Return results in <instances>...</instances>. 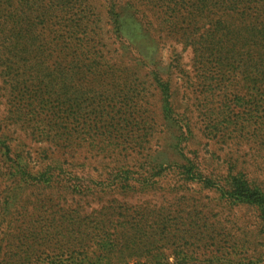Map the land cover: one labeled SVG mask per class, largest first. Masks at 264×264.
<instances>
[{"label": "rangeland", "instance_id": "obj_1", "mask_svg": "<svg viewBox=\"0 0 264 264\" xmlns=\"http://www.w3.org/2000/svg\"><path fill=\"white\" fill-rule=\"evenodd\" d=\"M68 1L74 13L90 9L83 22L65 14L59 35L46 34L40 41L66 42L67 52L75 51L78 63H64L57 79L48 74L56 57L44 65L33 63L46 49L27 47L30 60L21 65L8 62L0 39V70L6 71H0V264H132L134 257H113L110 246L96 237L76 239L81 230L84 234L98 224L91 212L114 198L143 202L154 212L162 202L171 224L179 209L184 217L194 208L168 202H178L172 195L183 182L179 176H167L160 183L163 190L120 189L119 162L135 164L142 157L148 166L196 164L204 172L216 166L224 172L236 157L264 161L257 156L255 130L238 128L247 124L246 112L259 98L254 77L212 56L200 59L189 43L191 19L175 13L180 0ZM115 10L119 15H110ZM6 12L0 5V34ZM200 26V33L207 31L208 24ZM39 70L45 71L48 89L36 86L32 72ZM15 73L14 80L8 79ZM165 83L172 93L171 112L162 102ZM53 165L78 180L65 175L45 182L42 175ZM13 166L19 174H11ZM74 182L94 186V195L67 193ZM182 189L202 196L206 205L197 207L217 223L218 244L189 246L186 258L171 244L160 246L141 256L142 263L236 264L238 258L256 255L264 264V228L247 204L225 198L216 204L220 192L197 180ZM185 222L186 228L192 225ZM75 228H80L77 233Z\"/></svg>", "mask_w": 264, "mask_h": 264}, {"label": "trees", "instance_id": "obj_2", "mask_svg": "<svg viewBox=\"0 0 264 264\" xmlns=\"http://www.w3.org/2000/svg\"><path fill=\"white\" fill-rule=\"evenodd\" d=\"M18 1L21 3L18 4ZM47 1V2H46ZM237 1V0H234ZM68 0H0V5L6 10L3 19L7 21V25L1 30L0 39L2 40V50L8 56V62L12 59L21 65H25L30 60V51L43 52L42 59L34 57L33 63L44 65L53 57H56L52 65H56L54 69L48 72L50 79L55 80L61 74L64 63L77 64L75 51L67 52L68 46L66 42L44 41V35L52 33L59 35V31L64 26L65 14L70 13L79 18V22L87 19L88 10L84 9L78 13L68 10ZM114 11V10H113ZM110 13L115 16L119 12ZM176 14H185L191 19L193 31H190L188 37H192L189 41L191 48L201 58L209 56L214 57L219 62L235 66L245 76L251 74L254 82L258 87L259 98L250 104L251 108L246 112L244 123L239 125L240 130L252 127L254 131L253 137L258 143L256 150L257 156L261 155L264 150V0H238L237 2H224L222 0H180L179 10H175ZM59 14L60 18H58ZM39 19V23L34 21ZM86 23V22H84ZM208 24L206 32H201L202 26ZM38 24L41 25L38 27ZM39 28V29H38ZM58 40L62 37L58 36ZM7 41L9 43H7ZM27 43V46H26ZM29 49H28V48ZM10 59V60H9ZM15 64V65H18ZM14 66V64H13ZM3 67V66H2ZM0 71H4L1 69ZM44 70L34 71L33 79L37 83L36 86L48 89L50 86L47 79L44 78ZM15 74L8 79L14 80ZM25 74H22V79ZM40 76L41 78H39ZM45 82V83H43ZM163 94V105L168 107L169 111H174V105L171 100L172 93L165 83L161 87ZM59 95L60 92H54ZM240 98V97H237ZM245 98V97H244ZM243 97L241 99H244ZM187 124H184L185 126ZM250 155V154H249ZM147 157V155H142ZM251 161L235 158L230 160L224 170L216 166L206 172L200 170L195 164L192 168L187 165H159L148 166L146 160L136 159L135 164L128 162H119L116 167L117 184L120 189L128 191H142L143 187H149L154 190H163L161 182L167 176L180 177L183 182L175 188V194L172 195L173 200L178 202L169 204L175 207H194L191 211L185 212L186 215L180 216L185 210L179 209L178 214L174 217V222L168 223V214L164 213L162 202L159 204L156 212L144 207V203L132 205L125 204L117 199L112 200V204L102 206L91 212L98 221L94 230H83L79 233L80 228H75L77 233L76 239L80 241H92L95 237L99 242L109 245V253L114 257L132 258V264H146L140 260L141 256L149 255L153 249L163 248L171 244L174 251H178L185 258L189 255V246L212 247L218 244L219 237L222 233L218 232L215 222L208 220V211L198 210V205H206L201 202V195L191 189H182L193 181H200L210 189L220 192V199L216 204L225 200H235L239 204H247L258 217L264 228V161L254 158L251 155ZM192 157V156H191ZM194 161L191 160L190 164ZM12 175L19 174L18 169L13 166ZM183 168V169H182ZM51 172L44 173L45 182L56 180L57 177L66 178L65 175L72 176L71 171L59 165H53ZM23 175L22 173H20ZM24 181L27 178L23 177ZM73 179L78 180L76 176ZM72 178H68L71 181ZM187 183V184H186ZM49 184V183H48ZM111 186V184H110ZM181 191V192H180ZM94 186L84 185L74 182L72 190L69 194L81 195L87 197L94 195ZM99 192L97 191L98 195ZM165 194V193H164ZM172 193H169L171 195ZM162 197V201H165ZM206 209H209L207 206ZM192 224L185 227L186 222ZM167 224V225H166ZM84 239V240H83ZM89 242V243H90ZM200 244V245H197ZM218 258L216 254H212ZM226 258V256H223ZM261 257L247 256L246 258H238L236 264H258ZM226 261V260H225ZM124 264H130L126 261ZM167 264V263H165Z\"/></svg>", "mask_w": 264, "mask_h": 264}]
</instances>
